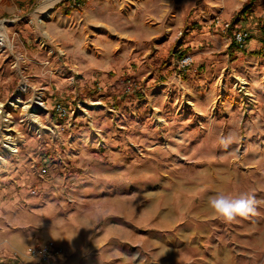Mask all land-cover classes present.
Masks as SVG:
<instances>
[{"label": "rangeland", "instance_id": "1", "mask_svg": "<svg viewBox=\"0 0 264 264\" xmlns=\"http://www.w3.org/2000/svg\"><path fill=\"white\" fill-rule=\"evenodd\" d=\"M75 2L0 0V101L28 82L7 121L18 151L0 166V199H23V224L57 215L64 196L75 224L94 217L109 241L64 264H264V53H252L264 0L245 17L246 0H86L68 13ZM234 20L250 35L232 55ZM44 166L65 195L36 208ZM243 192L258 215L216 218L210 198ZM41 244L5 260L24 264Z\"/></svg>", "mask_w": 264, "mask_h": 264}, {"label": "crops", "instance_id": "2", "mask_svg": "<svg viewBox=\"0 0 264 264\" xmlns=\"http://www.w3.org/2000/svg\"><path fill=\"white\" fill-rule=\"evenodd\" d=\"M56 181L58 184H61V186L57 185L55 187L54 185ZM36 183L39 188L36 196H38V200L41 202L40 204L35 205L36 208L51 203L55 197V193H60L63 196L65 195L64 180L60 177L44 174L38 178ZM44 186L50 187L44 190L42 189ZM53 193L54 195H52ZM51 195L52 197H50ZM15 196H18V192H16ZM64 198L65 203H62V211L57 215L53 213L48 215L42 222L31 221L26 224L18 221V203L23 202V199L20 198L18 200L17 197L15 200L6 202H4L3 199H0V264H13L5 260L6 257L12 256L3 252L6 249L9 248V250H12L17 248L22 250L28 244L35 245V243L38 242L41 244V241L43 240H54L57 246L62 249V255L59 257L55 256V258L52 259L53 262L51 261L50 264H64L60 262V260L66 258V256L72 258L80 257L82 253L87 251L91 242H93L95 246H98L109 241L108 236L102 234V232L99 233L93 230L96 225L94 217L86 218L85 223L82 222V224H75L72 221L75 220L74 216H69L68 211H66L67 198L65 196ZM86 204L97 205L95 199H90ZM26 206L28 207V204ZM80 229L83 230V233H89L90 231L92 233L93 231L95 234H91L90 239L85 238V241H83L79 239L81 236ZM96 233L99 234L97 235ZM92 236L95 238L94 240H92ZM12 257L17 256L13 255ZM21 258L24 264L39 263L38 257L30 256L29 254H25L23 257L21 256Z\"/></svg>", "mask_w": 264, "mask_h": 264}, {"label": "built area", "instance_id": "3", "mask_svg": "<svg viewBox=\"0 0 264 264\" xmlns=\"http://www.w3.org/2000/svg\"><path fill=\"white\" fill-rule=\"evenodd\" d=\"M249 32L243 30H236L234 33V38L236 41L245 46L248 42ZM5 41V36H0V44H3ZM193 62V56L191 54H186L182 59L181 63L183 65H188ZM28 82H24L17 92L9 99L5 101H0V145L2 144L3 150L0 152V166L4 162L5 158L11 157L18 151V140L15 136L8 131L7 121L10 118H13L12 111L16 105L21 101L22 95L28 88ZM20 94V96H18ZM41 94L35 98L36 102H40ZM26 107V106H25ZM56 109L61 115L67 114V108L62 103H58ZM6 135V138H5ZM16 143L15 147L12 146V143ZM48 172V167L44 166L42 168V173L45 174ZM59 247L56 245L54 240H48L39 246H31L29 251L31 254H34L39 257L40 262L48 264L52 259L60 253Z\"/></svg>", "mask_w": 264, "mask_h": 264}, {"label": "clouds", "instance_id": "4", "mask_svg": "<svg viewBox=\"0 0 264 264\" xmlns=\"http://www.w3.org/2000/svg\"><path fill=\"white\" fill-rule=\"evenodd\" d=\"M209 206L226 223L238 222L258 215V202L251 193L243 192L236 196L217 194L210 198Z\"/></svg>", "mask_w": 264, "mask_h": 264}, {"label": "trees", "instance_id": "5", "mask_svg": "<svg viewBox=\"0 0 264 264\" xmlns=\"http://www.w3.org/2000/svg\"><path fill=\"white\" fill-rule=\"evenodd\" d=\"M85 1L86 0H76L75 5L70 6V8L68 10V13H71L72 10H74L75 8H78L79 6L84 4ZM255 2H256V0H246V2L243 4L241 9L238 11L237 15L242 16V17H245V16L249 15L251 13V11H252V7H253ZM235 23H236V21L234 20L232 23L229 24V27H230L229 30L231 32H234ZM258 26H259V29H260V32H261L262 46H261L260 49L254 50L252 53L260 55V54L264 53V11H263L262 15L260 16V18L258 19ZM245 46L240 45L236 41V39L234 38L232 40L230 46H229V52H230V54L234 55L233 51H235V50L245 51ZM184 54L185 53L182 52L180 57L184 56ZM138 95H139V97L144 96L142 93H139ZM6 260L9 263L19 264V261L16 258H8Z\"/></svg>", "mask_w": 264, "mask_h": 264}, {"label": "bare ground", "instance_id": "6", "mask_svg": "<svg viewBox=\"0 0 264 264\" xmlns=\"http://www.w3.org/2000/svg\"><path fill=\"white\" fill-rule=\"evenodd\" d=\"M0 36H5V37H7V34H6L5 30H4V24H3V23L0 25ZM18 96H20V94H19ZM26 107H29V105H26ZM34 110H35V109H34ZM31 115H32V116H36V113L31 112ZM5 138H6V135H5ZM15 144H16L15 142L12 143V144H11V147H12V146L15 147ZM3 161H7V158H5ZM55 243H56V242H55Z\"/></svg>", "mask_w": 264, "mask_h": 264}]
</instances>
